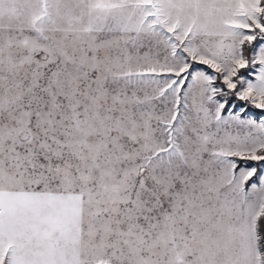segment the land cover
Wrapping results in <instances>:
<instances>
[{
  "label": "snow or ice",
  "instance_id": "obj_1",
  "mask_svg": "<svg viewBox=\"0 0 264 264\" xmlns=\"http://www.w3.org/2000/svg\"><path fill=\"white\" fill-rule=\"evenodd\" d=\"M0 264H264V0H0Z\"/></svg>",
  "mask_w": 264,
  "mask_h": 264
}]
</instances>
